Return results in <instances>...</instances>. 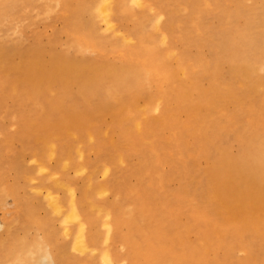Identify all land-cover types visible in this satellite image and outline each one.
I'll return each mask as SVG.
<instances>
[{
    "label": "bare ground",
    "instance_id": "1",
    "mask_svg": "<svg viewBox=\"0 0 264 264\" xmlns=\"http://www.w3.org/2000/svg\"><path fill=\"white\" fill-rule=\"evenodd\" d=\"M15 1L0 0V24L8 12L16 8ZM42 1H54L59 8L57 13L68 19L72 17L74 26L86 23L90 32H94L105 25V29L120 38L129 50L118 55L124 59L122 63L101 58L87 64L70 63L53 53L47 56L43 50H25L18 44L0 45V72L9 78L15 95H21L22 85L31 86L28 90L39 94L45 79L51 85L62 82L63 91L55 96L52 108L59 109L65 122L78 128L84 125L85 116L70 104L74 98V83L70 79L75 78L82 85L79 93L87 95L89 103L97 104L95 108L111 112L112 122L121 129L124 138L133 137L159 168L169 165L171 172L161 177L163 192L167 191L168 184L181 180L172 208L177 213L189 206L196 216L205 215V210L186 196L192 189L194 177L190 165L197 155L209 158L213 150L215 155L208 159L205 180L198 186L204 190L203 197L212 206L213 213L234 223L242 236L256 235L264 240V132L261 131L264 128V54L259 47L264 40V0H252L248 7L241 0H234L237 10L221 17L222 22L217 26L207 24V30L202 33L197 23L174 40L166 35L175 29L177 6L174 4L161 7L154 0H131L137 8L145 9L146 15L145 20L129 31L122 25L127 0ZM69 3L76 4L71 12L64 8ZM208 7L214 8L213 3L209 1ZM150 11H153L151 18L147 14ZM150 21L161 34L165 58L155 57L152 50L136 52L140 39L148 35L146 27ZM76 45L82 50L99 53L95 44L84 38H78ZM243 86L247 89L241 92ZM152 88L154 93L149 94ZM138 90L143 94L136 95ZM248 96L257 99L263 117L260 123L254 120L250 127H243L238 122L240 115L253 114L252 106H248L250 103H245ZM45 125L54 127L47 128L43 139L38 141L49 148L55 165L52 169L41 163L37 166L47 173L58 192L37 186V193L62 226L61 235L86 257L78 261L67 254V248L59 241L56 222L49 217L39 218L32 214L28 219L37 230L30 240L23 242L13 230V222L19 220L11 214L12 219L0 216V245L9 243L6 248L9 264H138L136 256L127 250L128 238L123 232L125 222L121 217L126 215L128 207L125 189L117 186L118 179L112 176L110 166L101 168L108 181L98 191H94V174L90 175L85 187L70 183L64 174L66 170L87 173L85 148L74 149L60 143L58 129L63 125L57 126L51 120ZM234 129H238L239 140L243 141L240 154H232L228 145L215 142L219 135ZM60 191L68 196L61 195ZM94 195L101 198L113 195L115 199L96 203ZM37 208L38 204L33 210ZM136 213L147 221L141 209L137 212L128 209L127 215ZM20 223L29 225L26 221ZM101 224L103 232L99 230ZM214 230L222 246L228 243L218 225ZM201 245L208 251L207 243ZM232 247L246 252V256L234 264L264 261L263 247L255 251L248 243L246 247L240 241Z\"/></svg>",
    "mask_w": 264,
    "mask_h": 264
},
{
    "label": "rangeland",
    "instance_id": "2",
    "mask_svg": "<svg viewBox=\"0 0 264 264\" xmlns=\"http://www.w3.org/2000/svg\"><path fill=\"white\" fill-rule=\"evenodd\" d=\"M209 1L213 3L214 8L208 7ZM241 1L247 7L252 4V0ZM15 2L16 8L10 10L0 24V45L18 44L25 50H43L47 56L53 53L70 63L87 64L99 61L101 58L108 62L122 63L124 59L118 55L129 50L120 38L105 29V25L94 32H90L86 23L74 26L71 23L72 17L70 20L57 13L59 8L54 1L16 0ZM154 2L161 7L169 4L177 6L173 21L175 29L166 34L172 40L175 36L180 37L186 33L197 23L200 32L203 33L207 30V24L217 26L222 22L221 17L231 15L237 10L234 0H154ZM73 5L76 4L69 3L64 8L71 12ZM125 10L126 16L122 25L129 31L135 29L141 20H145L146 10L134 6L131 0L126 1ZM152 13L153 11L147 12L149 16ZM146 32L148 35L143 38L144 41L140 39L136 52L144 53L152 50L151 54L155 57L165 58L167 54L161 45V34L151 21L146 27ZM78 38L94 43L98 55L78 48L76 45ZM259 47L264 54V40ZM206 54L209 56L207 48ZM15 58L19 59L18 56ZM169 64L174 67L173 63L169 62ZM68 78L71 77L66 79ZM70 80L74 83V98L70 104L74 106L75 111L85 116L82 121L84 125L78 128L71 127L65 122L64 114L59 109L55 111L52 108L55 96L63 91L62 82L51 85L45 79L41 86L43 91L39 94H33L32 89L28 90L31 86L22 85L21 95L18 97L12 90L13 87L9 86V78L2 76L0 72V216L11 218L12 214L19 220L13 222V230L17 238L21 237L25 242L35 234L37 229L28 219L32 214L39 218L49 217L56 222L59 241L67 248V254L78 261L86 257L73 248L74 245L69 239L61 235L62 226L53 217L43 197L37 193V186L58 192L47 173L37 166L41 163L47 166V169H52L55 165V159L51 157L49 148L43 147L38 141L43 139L47 128L53 129L54 126L45 125L51 120L53 124L57 123V126L63 125L58 129L61 133L62 145L74 149L82 146L86 151L84 162L87 173L83 174L75 169L66 170L64 174L70 183L85 187L91 178L90 175L94 174V191H98L108 181L101 169L107 165L112 170V176L115 175L114 177L118 179L117 186L125 189L124 199L128 207L125 210L126 215L121 217L125 222L123 232L128 238L127 250L136 256L135 260L138 264H224L225 262L234 264L239 263L246 256V252L234 250L233 244L240 241L247 247L248 243V247L255 251L264 248L263 238L256 235L242 236L234 223L226 221L217 212L213 213L212 206L203 197L204 190L201 187L199 189L198 186L202 180H205L208 159H212L215 155L213 150L209 153V158L207 155L200 157L197 155L190 165L194 177L192 189L186 196L187 200L191 198L193 202H197L201 209L205 210V215L196 216L189 206H185L182 213H177L172 208L174 198L179 194L181 180L177 179L167 185L166 190L170 194L160 188L161 177L164 178L171 172L169 165L159 168L133 137L124 138L121 129L113 124L111 112L95 108L97 104L89 103L88 96L84 97L79 93L81 83L76 82L75 78ZM246 89L247 87L243 86L240 91L244 92ZM25 90L28 91L27 95L24 94ZM137 93L136 95L143 94L140 90ZM152 93L154 88L149 94ZM246 99L245 103H250L248 106H252L253 114L240 115L238 122L243 127H250L254 120L260 123L263 114L258 110L257 99L250 96ZM238 112L241 114L240 109ZM261 131L264 132V128ZM91 135L93 139H90ZM239 138L238 129H234L232 132L219 135L215 138V142L228 145L232 154H240L244 146ZM116 167L120 168L117 170ZM40 183L44 184L40 185ZM118 190L117 195H119ZM60 194L68 196L63 191H60ZM93 199L98 203L104 200L112 201L115 198L113 195H106L105 198L94 195ZM37 204L39 208L33 210ZM128 209H134L136 212L141 209L147 221L144 222L137 213L133 216L127 215ZM23 221L29 222V225L27 223L21 225L20 222ZM102 225L99 230L103 232L105 230ZM216 225L227 237V246L226 244L222 246V240L214 230ZM203 242L208 244V251L202 247ZM8 245L9 243L0 245V264H9L6 258ZM260 264H264V261Z\"/></svg>",
    "mask_w": 264,
    "mask_h": 264
}]
</instances>
